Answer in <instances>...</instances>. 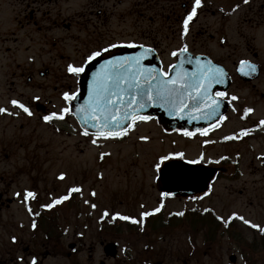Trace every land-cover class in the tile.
Returning <instances> with one entry per match:
<instances>
[{"label": "flooded vegetation", "instance_id": "1", "mask_svg": "<svg viewBox=\"0 0 264 264\" xmlns=\"http://www.w3.org/2000/svg\"><path fill=\"white\" fill-rule=\"evenodd\" d=\"M151 1H147V6H149V2ZM163 2L164 4L167 3L166 6L168 7L173 2H177L179 5V8L172 9L166 16L157 13V11L153 13L157 18L164 20L167 29L170 30L171 36H168L167 39H170L173 44L180 43L177 48L170 50V60L167 63L163 60V52L157 44H152V41H150L152 43H145L140 41L141 38H139L137 40H114L110 42L116 34L118 36L124 35L118 31L119 25L125 21V10L117 8V6L122 5V0H0V107H8L10 111H20L21 113L18 117L0 114V144L3 145V148L0 150V168H2L3 163H11L20 151L27 153L22 158V164L16 161L17 165L14 164V167H16L14 170H0V237L3 239L2 244L8 243L9 245L6 249L5 259L2 258L1 264H30L33 257L36 258L37 264H42L43 257L53 258L55 255L59 256L61 261L65 259L67 264H77L76 258L82 256L84 253L86 244L83 243V239L85 237L76 231L72 233L70 243H63L64 240H69L71 235V223L63 212H71L74 221H82L83 223L90 221L97 228V238L99 240L96 246L91 247V250L95 247L98 248V252L101 253L102 258L97 264H110V262L112 264H190V260L195 258V255L199 253V245L195 244L192 236L177 235L176 238H186L185 249L176 248L174 244H168L165 249L156 250L153 244H149V241H154L149 239L148 234H139V232L141 233V226L119 219L110 222V217L104 220L100 219L105 209L110 213H122L121 211L125 210L127 213L122 214L140 218L139 213L141 211L154 209L160 206L161 203H163L164 207L159 213L147 219L143 231L146 232V228L151 227L153 223L165 226L173 225V222L183 219L194 222H202L206 219V211L201 208V201L205 197L204 194L197 193L186 198L174 195L173 193L170 196H162V193L165 192L162 190L161 172H156L154 167V163L160 155L156 157L155 162L151 165V184L152 188L157 192L154 206L146 201L147 197L143 198L144 202H139L142 200L140 196L142 193H139L137 197H132L129 193L122 195L119 192H111L110 194L99 192L101 190L105 191L101 186L106 183L105 178H108L105 177L106 162H110L113 158L112 151L107 148L109 145L115 146L129 142L132 136L137 135H139L137 136V143L139 145L150 143L151 137L140 134L139 129L151 125L166 139H175L176 137L187 141H198V153L196 156L189 157L185 149L168 151L167 153L183 152L185 154V159L183 160H172L169 170L179 167L178 163L180 162L198 159L203 154L208 162L191 164L195 165V168L193 179L190 182L196 185V188H202L207 182L205 172L208 169L214 173V177L210 181L208 179L209 189L214 188L216 183L228 174L231 168L235 167V164H232L231 161L232 156L229 154H223L228 159L221 160L220 163L212 161L219 160L222 155H219L217 159L208 155L210 150L218 147L231 149L228 145L232 143V139L225 140L224 137L233 136L234 131L225 134H222V132L232 120L233 115H236V111L243 110V104L245 103V100L242 104L239 103L241 98L232 101V91L239 82L244 84L258 82L264 77V65L259 59L257 52H254L251 48L246 50V57L233 60V52L236 51L223 52L221 57L216 56V54L209 50L198 52L191 48L188 37L192 34V27L198 22L202 13L212 10L215 8V5H217V11L224 20L229 17H236L239 11L246 8L247 10L242 15V19H239L236 25L247 28L249 32L261 25L264 27V0H249L247 4H244L243 0H203V6L197 10V16L190 23L187 37L181 34L182 21L191 10L194 0H164ZM237 4L240 7L233 12L232 9ZM143 6L146 7V2L144 4L140 2V5L137 4L135 7H132L129 17L132 19L143 16L145 9V7L141 8ZM168 7H163L162 10L164 11ZM152 9L153 7H148V10L151 11ZM114 16L120 18L122 21H113L112 18ZM151 20L153 21L154 18ZM110 27H115L116 30L114 29L115 31L111 32ZM132 42L149 45L154 48V51L162 61L165 71L169 73L174 71L170 66L173 64L179 65L181 61H184L183 65L199 63L208 66L212 65L213 62L215 66H210L211 69L222 68L226 73L223 80L230 82L229 89L226 92L228 95L223 98L228 101L229 105V111L225 115L227 119L222 118L221 122L207 129V135L197 134L193 137H187L180 131H174L171 124L169 125V129L166 130L156 120L151 119L147 122H138L136 127L130 129L128 135L123 138L107 140L100 138L97 144L93 145L91 143L93 137L91 134L89 136L82 135L83 130L80 128L78 119L74 114L67 116L65 121H54V124L58 125L60 129L59 131L53 125L45 123L40 118L51 111H58L66 106L62 99V92L80 90L83 74L79 78L70 76L66 72V65L68 63H82L91 51L107 47L110 43L120 46L110 49L99 58L112 57V60H114L120 57H133L144 51L142 48L128 47L127 44ZM220 42V49L225 50L230 47L227 38L220 40ZM248 42L246 41L244 44H248ZM184 43L188 44V53L192 56H207L212 62L209 59H179L180 54L173 57L171 52L178 51L183 47ZM184 55L189 56L188 54ZM189 59L191 62H188ZM241 60L251 61L257 66V70L250 75H244L239 71ZM204 69L205 67H198L184 68L182 70L186 73H194ZM218 88H221V86H218ZM34 96H40L41 99L39 101L34 100ZM13 98L20 99L28 105L34 112V116L29 117L21 110L13 108L9 103ZM56 98L60 99L63 103L59 106L58 104H53L52 100L54 101ZM15 122H19V124ZM39 127H44L42 130L50 132L55 139L68 138L77 141L76 139L78 138L97 151L95 155L96 165L90 164L86 168L84 182L78 184L77 179H75L74 185H70L66 189L64 188L65 195L72 187H82L83 195L73 193L70 199L56 205L51 210L43 207V205L50 202H45V194L42 192L45 191V174L43 173V169L46 160H44L39 152L45 149L46 145L42 142L43 135L37 132V128ZM14 129L20 130V133L15 135ZM25 130H27V134H24ZM8 132H12L13 136L10 140L6 141L5 139L9 136ZM141 136H147L149 139L141 140ZM174 139H172V145H175ZM37 141H41V146L35 148L34 143ZM205 141L209 142L205 143ZM6 147L11 149V154L6 153ZM13 148L15 149L13 150ZM37 149L39 150L37 151ZM101 153H110V155H106L101 160ZM134 164H136V161ZM101 173L103 174L102 178ZM8 175H10V178ZM132 176L128 175L127 177L131 179L134 177ZM231 176L235 178L238 174L232 173ZM21 179H24V183H22ZM40 180L44 185L41 186ZM167 184L171 185L169 182ZM25 190L35 192L37 194L36 198H28L27 203L23 202L25 200ZM189 190L195 191L196 189L191 188ZM92 191H95L97 195L91 196L90 193ZM10 193L11 196L9 197L8 194ZM16 193H20L21 195L17 196ZM48 200H50L49 196ZM85 200H88L90 203L85 204ZM171 201L182 203V209H171L168 211V203ZM91 203H95L97 207L92 209L90 207ZM141 205L144 207L141 208ZM14 206L19 208L20 213L25 214L26 219L29 218L28 223L26 220L16 221V214L12 212ZM28 206L32 208V213L28 212ZM178 212H184V215H176ZM157 218L160 219L157 220ZM33 220L37 223L36 229L31 227ZM231 224H233V220L230 221L227 227H230ZM222 226L226 227L224 223H222ZM18 230L23 231V239H21ZM102 232H106L107 234H103ZM58 233H60V236ZM13 236L17 237L15 242L12 240ZM151 236L158 238L160 235ZM160 237L162 239H157L158 241H169V236ZM140 238H144L146 241L141 248L133 244L134 239ZM227 238L231 242L234 239L238 241L237 237L233 234H230ZM213 239L211 238L210 241ZM210 241L204 238V241L201 243L204 246L207 245L209 248ZM252 245L257 250H260V253L262 252L261 256L264 257V234H256L253 237ZM125 248L127 251H124ZM203 252L206 253L208 251ZM238 252L242 254V262L241 254L229 255V253H225L226 255L223 256L228 257V260L232 264V257L235 258V262L240 259V263L245 264L244 253ZM209 254L211 253L204 254L203 258L208 257ZM253 254L250 252V255ZM21 256L24 257L23 261L19 260ZM88 259V264H94L92 255H87L86 260ZM248 260V258L245 259L247 264H249ZM262 264H264L263 260Z\"/></svg>", "mask_w": 264, "mask_h": 264}, {"label": "rangeland", "instance_id": "2", "mask_svg": "<svg viewBox=\"0 0 264 264\" xmlns=\"http://www.w3.org/2000/svg\"><path fill=\"white\" fill-rule=\"evenodd\" d=\"M148 0H122V5L117 6L119 10H125V21L123 24L119 25L118 31L124 34L123 36H118L110 40H137L141 38L140 41L145 43L157 44L159 49L163 52V60L167 63L170 60L169 53L173 48H177L180 43H174L167 39L171 36V32L167 29V25L164 20L157 18L153 13H161L164 16L168 15L172 9L179 8L177 2H173L169 7L164 4V0H153L149 2V6L153 7L150 11L147 6ZM140 2L144 4L146 2V7L144 8V15L141 17H129V12H131L132 7ZM163 7H168L166 10H162ZM212 10L202 13L198 22L193 26L192 34L188 37V42L192 49L198 52H205L209 50L216 54V56L221 57L223 52H233V60H238L240 57H246V50L251 48L254 52H257L259 59L264 65V27L263 25L258 28L248 31L247 28L238 27L236 25L239 19H242V15L247 10L246 8L238 12L236 17L226 18L225 20L217 11V5L214 6ZM154 20L152 21L151 19ZM113 21H122L120 18L113 17ZM135 23V24H134ZM179 27V26H178ZM115 27H110L111 32H114ZM176 29V27H174ZM173 29V30H174ZM242 32V33H241ZM117 33V32H115ZM140 35V36H139ZM111 33V37H112ZM226 36V37H225ZM147 38V40H145ZM227 38L229 48L223 50L219 48L221 44L220 40ZM152 41V42H150ZM246 41H249L248 44ZM242 45V46H241ZM246 47V48H244ZM233 95L241 98L239 103L247 106V108L253 107L254 114L247 115L249 117L246 120L241 118V114L233 115L232 120L226 125V129L222 132L225 134L227 132L237 133L241 138L236 139L228 145L231 149L218 147L216 149L210 150L208 152L210 157L217 159L219 155L229 154L232 156V164H235L234 168H231L230 172L223 176L215 185L211 194L204 197L201 201V208L209 209L206 211V219L202 222H194L190 220H180L173 222V225H157L153 223L151 227H147V231H141L139 234H148L149 239L154 242L149 241V244H153L156 250L165 249L168 244L176 245V248L185 249L186 238H176L179 236H192L195 244L199 245V253L195 255V258L190 260V264H229L228 257H224L226 254L229 255L236 254L240 255L238 251L244 253L245 259H249V264H262L264 257L261 256L262 252L253 247L252 241L253 237L256 236V229L252 230L250 226L244 225L243 222L238 223L233 220V227L229 231L226 227L222 226V221L217 219V216H224L225 219L229 218L231 213L236 212L244 215L246 219H250L252 222L264 224V164L258 158L264 154V126L255 127L253 124L256 122L257 118H264V77H262L258 82L253 84L240 83L233 89ZM59 98V97H58ZM56 98L53 104L61 105L63 102ZM238 104V103H237ZM238 108V106L236 105ZM244 110V108H243ZM241 111V110H239ZM19 124V122H15ZM258 125V123H257ZM44 127L37 128V132L43 135L42 142L46 145L45 149L40 150V154L46 160L44 166V177L45 185L41 181V186L44 185L45 191V202H51L53 199L64 195L65 189L75 184V179H77L78 184L84 182V174L86 168L92 165H96V153L95 149L90 148V146L82 141L81 139H76L77 141L70 140L68 138L55 139L50 132H44L42 130ZM247 129L248 135H241V130ZM140 134L149 135L151 137V142L147 144L139 145L137 143V136H132L129 142L119 145H109L107 149L112 151L113 158L110 162H106L105 167V184L101 186L104 190L99 192L111 193L119 192L122 195L124 193H129L132 197L138 196L142 193L139 202H144L143 198L147 197L146 201L151 203L152 206L155 205V199L157 197V192L152 188V169L151 165L155 162L158 155H163L168 151H174L179 149H185L189 157L196 156L198 153V141H187L179 138H164L159 131L153 126H144L139 129ZM20 130L14 129V134L18 135ZM9 136L5 139L10 140L13 136L12 132H8ZM24 134H27L25 130ZM172 139L175 140V145H172ZM241 140V143H239ZM178 144V146H177ZM35 148L41 146V141L34 143ZM3 145L0 144V150ZM15 148H13L14 150ZM195 149V150H193ZM6 153L11 154V149L6 147ZM39 149H37L38 151ZM25 151H20L17 156L11 161V163H3L0 170L6 171L5 169L14 170V164L16 161L22 164L23 156ZM138 159V161H137ZM136 161V164L134 162ZM235 161V162H234ZM75 162V163H72ZM17 165V164H16ZM75 166V168H73ZM64 173L65 178L61 180L60 174ZM232 173H237L238 176L233 178ZM133 175L131 179L127 176ZM10 178V175H8ZM43 178V176H42ZM24 183V179H21ZM36 183V182H35ZM65 188V189H64ZM107 189V190H106ZM11 196V193L8 194ZM48 196L50 200H48ZM149 196V198H148ZM145 201V202H146ZM134 207V204H133ZM183 204L177 201H171L168 203V211L181 210ZM123 209V207H121ZM137 211V210H136ZM15 215L16 221H27L29 218H25V214L20 213L19 208L13 207L12 210ZM122 213H127V211L122 210ZM65 213L67 219L71 223V235L69 240H64L63 243L67 244L72 240L71 236L73 232L83 233L84 239L83 243L86 244L84 247V253L82 256L76 258L77 264H88L86 256L92 255L94 264H97L102 256L98 252V248H93L98 242L97 238V228L90 221L83 223L82 221H74V217L71 212ZM62 213V214H63ZM137 213V212H136ZM160 218H157L159 220ZM156 220V222H158ZM84 224V225H83ZM221 224V225H219ZM241 224V225H240ZM21 239L24 238L23 231L18 230ZM107 234L106 232H102ZM233 234L237 237L233 242L228 240V236ZM60 236V233H58ZM99 234V233H98ZM151 235L169 236V241H158L157 239H162V237L153 238ZM197 238V239H196ZM204 238L210 241L209 248L202 245L201 242ZM3 239L0 237V264L2 263V258L6 256V249L8 243L2 244ZM145 239H134L133 244L136 247H140L145 244ZM211 253L208 257L203 258L206 254L203 251ZM98 252V253H97ZM250 252L254 253L250 255ZM224 255V256H223ZM260 255V256H259ZM260 259H256V258ZM234 258V257H232ZM5 259V258H4ZM241 254V262H242ZM60 257L55 255L53 258H42V264H67V261L63 259L61 261ZM198 261V263H197ZM233 264H242L239 261L235 262L232 260ZM15 263V262H14ZM21 264V263H20ZM110 264H112L110 262ZM177 264V263H173ZM232 264V263H231Z\"/></svg>", "mask_w": 264, "mask_h": 264}, {"label": "snow or ice", "instance_id": "3", "mask_svg": "<svg viewBox=\"0 0 264 264\" xmlns=\"http://www.w3.org/2000/svg\"><path fill=\"white\" fill-rule=\"evenodd\" d=\"M244 4L249 3V0H243ZM203 6V0H194L191 10L187 13L182 21V36L187 37L189 34L190 23L197 16V10ZM240 7L237 4L232 11L235 12ZM120 45L110 43L107 47L98 48L97 50L91 51L84 59L82 63H68L66 65V72L73 78H79L82 74H85L87 65L97 58L101 57L104 53L108 52L112 48L119 47ZM128 47L142 48L144 51L139 55L133 57H122L111 61H107L102 67L101 71L98 72L93 80V84L90 88L89 98L86 103L79 106L77 112L80 118L84 121V124L93 123L96 131L91 133L93 137L91 143L96 145L98 139H117L123 138L128 135L129 129H134L138 122H147L152 119L151 116L141 115L140 109L145 108L150 103L160 102L161 106L167 105L171 110L183 111L188 105L185 103V99H195L197 100V106L204 105L208 109L206 113V118H210L217 109L221 106L219 99H212L209 96V81L218 80L222 82L223 77L226 75L222 68L211 69L210 66H205V69L199 73H186L183 69L184 61H181L179 65H171V69L176 71V74L170 75L169 72L161 68L157 71L154 68L145 67L141 60L148 54L153 52L155 49L149 45L136 44L134 42L127 44ZM188 53V44L184 43L183 47L178 51H172L171 55L173 57L178 54ZM188 62H191L189 59ZM257 70V66L249 60H241L239 71L244 75H250ZM121 73H124L123 75ZM167 77V79H165ZM115 89V91H114ZM132 90V91H130ZM130 91V98L127 101H123L121 96L125 92ZM195 91V95L192 92ZM79 90L76 91H64L62 92V99L65 102L64 107L58 111H51L48 114L41 116L40 118L47 124L53 125L57 131H59L58 125L54 124V121H65L67 116L73 115V102L79 97ZM140 99H137V96ZM218 97H227L226 92H218L215 94ZM34 100L39 101L40 96H34ZM239 97L236 95L231 96L232 101L238 100ZM210 101V103H209ZM13 108L21 110L24 114L29 117L34 116L32 109L22 102L20 99L13 98L9 101ZM135 105V106H134ZM235 110V109H234ZM254 109L246 108L244 110V115L252 113ZM0 114H6L10 116H20V111H10L8 107H0ZM227 119V117H223ZM123 122H127L125 125ZM259 125L264 126V120L259 121ZM112 129H117L113 131ZM201 135H207V131L197 129ZM247 129L241 130V135H248ZM82 135L89 136L90 133L88 128L85 126L83 128ZM183 135L187 137H193L196 135L195 132L184 130ZM239 139L240 135L236 136H225V140ZM141 140H148L149 137L141 136ZM209 141H205L208 143ZM106 155L110 153H101L100 159L103 160ZM174 159H185V154L183 152L175 153H165L158 157V160L154 163L156 172H162L165 167H169L170 162ZM228 157L222 156L219 160L212 161L214 163H220L221 160H227ZM262 162H264V157H261ZM201 162H208L207 158L201 154L198 159L188 160L189 164H198ZM235 162V161H234ZM101 178L103 174L101 173ZM61 180L65 178V174L61 173ZM73 193H78L83 195L82 187H72L68 190V193L62 195L58 198L53 199L50 203L43 205V207L51 210L56 205L62 204L64 201L71 198ZM211 194V189L204 193V196ZM20 196V193H16ZM36 193L33 191L25 190V200L23 202L27 203L28 198L35 199ZM91 196H96L97 193L92 191ZM172 193H162V196H170ZM85 204H89L88 200L84 201ZM90 207L95 209L97 205L91 203ZM144 206L141 205V208ZM164 207L163 203L160 206L151 209L144 210L139 213V217L130 216L122 214L120 212L110 213L105 209L100 217L101 220L110 217V222H114L116 219L121 221H128L132 224L139 225L140 230H144V226L149 217L154 216L159 213ZM28 212L32 213V208L28 206ZM209 211V209H205ZM38 215V213H37ZM178 216H183L184 212L176 213ZM217 219L222 221L227 227L232 219H237L243 222L244 225L250 226L252 229H258L261 234H264V227L260 224L252 222L250 219H246L244 215L233 212L228 219L224 216H217ZM31 227L33 229L37 228V223L35 220L32 221ZM83 236V233H80ZM17 237L13 236L12 240L15 242ZM124 251H127L125 248ZM20 261L24 260V257H19ZM30 264H37L36 258L30 261ZM245 264L247 262L245 261Z\"/></svg>", "mask_w": 264, "mask_h": 264}, {"label": "water", "instance_id": "4", "mask_svg": "<svg viewBox=\"0 0 264 264\" xmlns=\"http://www.w3.org/2000/svg\"><path fill=\"white\" fill-rule=\"evenodd\" d=\"M87 80H86V87H87ZM88 91V88L87 89H85V91ZM85 91H83V93H82V97H87V91L85 92ZM127 94L126 93H124L122 96H121V99L123 100V101H126V100H128L129 98H130V94H128V96H126ZM89 98V97H88ZM137 99H140V96L138 95L137 96ZM190 100H195V99H190ZM155 106L156 108H159V110L161 111V112H163L164 114H168V111H167V109L169 108L167 105H165V106H161V103L160 102H155V103H150V104H148V106ZM193 105H196V104H193ZM135 106V105H134ZM144 110H141L140 109V114L143 112ZM176 113V112H175ZM187 115L188 116H190V117H196V115H197V113H196V110H193V109H190L189 111H188V113H187ZM159 117L161 118V119H163V122L164 121H166V120H164V117H163V115L161 116V115H159ZM124 123V122H123ZM127 124V122H125V125ZM91 125L92 126H94L93 125V123H89V124H87V125H85L84 123H82V126L83 127H87L88 129H89V127L91 128ZM93 129H95V131H96V128L95 127H93ZM112 130H117V129H112ZM162 177L166 180V178H167V174H166V168L163 170V173H162ZM173 178H176V174H174L173 175Z\"/></svg>", "mask_w": 264, "mask_h": 264}]
</instances>
